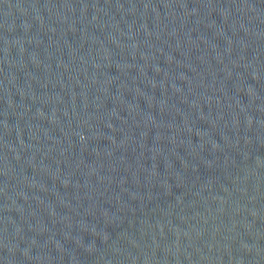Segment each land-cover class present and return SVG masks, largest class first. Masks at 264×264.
Masks as SVG:
<instances>
[{
	"label": "water",
	"instance_id": "water-1",
	"mask_svg": "<svg viewBox=\"0 0 264 264\" xmlns=\"http://www.w3.org/2000/svg\"><path fill=\"white\" fill-rule=\"evenodd\" d=\"M0 264H264V0H0Z\"/></svg>",
	"mask_w": 264,
	"mask_h": 264
}]
</instances>
